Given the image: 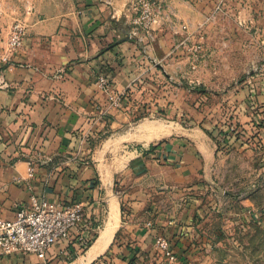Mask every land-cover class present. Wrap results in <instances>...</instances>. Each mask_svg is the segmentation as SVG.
<instances>
[{
  "label": "crops",
  "instance_id": "obj_1",
  "mask_svg": "<svg viewBox=\"0 0 264 264\" xmlns=\"http://www.w3.org/2000/svg\"><path fill=\"white\" fill-rule=\"evenodd\" d=\"M217 1L163 0L155 41L143 52L125 34L135 0H112L111 5L12 0L10 20L0 22V214L12 220L30 196L80 202L85 209L83 226L53 246L48 264H143L157 256V236L168 240L178 264H191L217 247V203L223 195L217 178L228 170L236 173L239 164L249 166L247 159L262 163L258 169L248 167L255 172L253 180L236 178L231 184V191L240 193L229 194L230 207L240 211L236 216L242 224L264 218V70L247 69L264 61V40L249 41L248 32L254 27L260 32V26L241 18L263 16L264 5L262 0H226L215 11ZM15 20L22 22L25 38L8 53L9 23ZM202 35L203 54L197 71L190 72L189 48L195 41L202 44ZM206 64L216 80L247 79L239 89H218L227 101L223 120L217 114L218 122L202 123L193 110L192 123L180 132L172 125L142 123L135 133L143 146L173 132L179 137L124 162L105 161V149L91 150L100 132L102 137L142 112L187 116L185 95L192 91L185 87L187 76L189 82H202ZM101 73L115 91L129 90L131 103L122 112L108 109L105 93L95 85ZM103 109L107 117L100 115ZM181 191L199 197H173ZM0 264L39 261L15 254L0 257Z\"/></svg>",
  "mask_w": 264,
  "mask_h": 264
},
{
  "label": "rangeland",
  "instance_id": "obj_2",
  "mask_svg": "<svg viewBox=\"0 0 264 264\" xmlns=\"http://www.w3.org/2000/svg\"><path fill=\"white\" fill-rule=\"evenodd\" d=\"M225 1L226 0H223L221 7L225 4ZM11 2L12 0H0V22H3V20H5V22L10 20V18L7 16V10L9 7H11ZM252 2L256 1L251 0V3ZM262 3L264 5V0H262ZM241 18L244 20V22L246 21L249 23V21L251 20L253 22H256L260 26V32L254 30V28L256 27H254L253 29L251 28V31L248 32L249 41L255 43L256 41L264 40V15L259 16L258 18L257 15L251 13L248 16L244 15ZM15 22H20L22 24L20 20H15L13 22L10 21V29ZM201 43V49L198 53V61L200 60V57L203 54L205 35H202ZM187 63V68L189 67L190 72L197 71L198 62L196 63L195 70L191 69V63L189 60ZM248 68L250 71L256 69L264 70V61H260L258 63H251L249 64V66H247V69ZM204 69L208 71L209 65L206 64ZM203 76L204 78L202 82L193 80V78H191V81L189 82L190 77L187 76V82L190 83V85L186 83L185 87H187V89L192 88V91L187 92L185 95V101L187 103L186 105L187 108H189L190 112L187 111V116H183L184 118L182 116L178 118L177 115H170L168 117L167 114L163 111H159L153 116H151L150 114H146V112H142L139 116L130 117L122 125L112 128L102 137L100 132L99 136L94 139L93 144L90 145L91 150L103 151L105 149V153L107 155L105 161L109 162L113 160L117 162H124L136 156L137 154L150 151L162 143L168 142L169 140L177 139L179 137V135H177L178 133L173 132L172 135L162 137L159 140L151 142L147 146H143L137 138L138 134L135 133L136 127L142 123L155 122L165 125H172L174 127H177L179 129L178 132H180L181 128H187L188 125L192 123L189 119L191 118L190 114L193 113V110H197L198 112H200V114L202 115V123L204 121L209 124L211 122H218V119H215V115L217 114H220L222 116L221 119L223 120L225 118L223 116H225V114L227 113L225 105L227 101L225 94L222 93L221 90L226 88L239 89L241 83L243 81L246 82L247 79L239 77L232 80L222 77V79L216 80L209 75V71L208 75L203 74ZM250 81L256 82L257 80ZM218 89L221 90L219 91ZM216 92H218L219 94L217 95ZM130 97L131 96H129L127 101L125 102L123 109L119 110L120 112L128 108L131 103ZM217 104H219V107H216ZM195 105L198 106L195 108ZM104 117H107V115ZM201 129L205 131V133L209 136L211 135L210 133H208L206 127H203ZM247 160L249 166L245 164L244 166L240 167L239 164V166L236 167L238 170L236 173H231L228 170V172L226 171L223 176H220L219 179L217 178L216 184L220 188L221 192H223V195H221V197L219 198V203H217V207H219L217 212V215L219 216L218 225L220 227V235L218 237L219 239L217 240V247L216 249H214V251L200 254V256H198L194 261H192L191 264H264V218L261 217L262 220L259 223L242 224L241 220L236 216V214H238L240 211L238 213H235L236 209H234V207H230L231 203H229L231 202L229 201V194L240 193V191H231V184H233L234 180L236 178H240L242 181H247L249 179L253 180L255 174L253 169H258L256 167L257 164L262 163L261 161H257V159ZM101 161H103V158ZM251 166L253 167V169H248V167ZM117 191L122 192L123 190L117 187ZM183 195L187 198L199 197V195H194L193 193L190 194L187 192L183 193L182 191L180 193H175L173 197L176 199H180L181 197H183ZM240 209L241 208H239V210ZM234 218H236L237 221L236 224L233 225L230 223V221ZM91 242L92 240L89 243ZM84 249L85 248H82V251Z\"/></svg>",
  "mask_w": 264,
  "mask_h": 264
},
{
  "label": "built area",
  "instance_id": "obj_3",
  "mask_svg": "<svg viewBox=\"0 0 264 264\" xmlns=\"http://www.w3.org/2000/svg\"><path fill=\"white\" fill-rule=\"evenodd\" d=\"M111 5L112 0H104ZM223 0H218L215 11H218ZM163 0H135L132 4L133 18L129 28V39L143 52L150 49L155 41V26L160 22ZM167 16H165L166 18ZM25 28L20 22H15L9 31L7 51L15 52L23 43ZM183 44V43H182ZM178 47V46H177ZM175 46L173 51L177 49ZM201 44L195 43L189 48L191 69H196L198 53ZM95 85L106 95L108 109L119 111L123 109L129 93L114 90L111 81L104 75L97 76ZM130 89V88H129ZM101 116H106V109L100 110ZM229 131L234 133V124L229 125ZM34 168L29 166L27 179L33 177ZM85 209L82 203H51L29 197L26 207L16 211L12 220H5L0 214V257L15 254L33 255L39 264H48L47 254L54 245L65 242L73 230L81 228L84 223ZM151 227L150 223L146 224ZM157 256L146 260L143 264H178V259L168 240L157 236L154 240ZM65 256L69 254L65 252Z\"/></svg>",
  "mask_w": 264,
  "mask_h": 264
},
{
  "label": "water",
  "instance_id": "obj_4",
  "mask_svg": "<svg viewBox=\"0 0 264 264\" xmlns=\"http://www.w3.org/2000/svg\"><path fill=\"white\" fill-rule=\"evenodd\" d=\"M125 34H126V39H129V28H128V30L125 32Z\"/></svg>",
  "mask_w": 264,
  "mask_h": 264
},
{
  "label": "trees",
  "instance_id": "obj_5",
  "mask_svg": "<svg viewBox=\"0 0 264 264\" xmlns=\"http://www.w3.org/2000/svg\"><path fill=\"white\" fill-rule=\"evenodd\" d=\"M106 77H107V75L106 74H104ZM109 79V78H108ZM109 81H110V79H109ZM217 140H218V138H217ZM72 257V256H71ZM70 260H72V258L70 259Z\"/></svg>",
  "mask_w": 264,
  "mask_h": 264
},
{
  "label": "bare ground",
  "instance_id": "obj_6",
  "mask_svg": "<svg viewBox=\"0 0 264 264\" xmlns=\"http://www.w3.org/2000/svg\"><path fill=\"white\" fill-rule=\"evenodd\" d=\"M145 128V127H144ZM146 130V129H145ZM147 141V140H146Z\"/></svg>",
  "mask_w": 264,
  "mask_h": 264
}]
</instances>
